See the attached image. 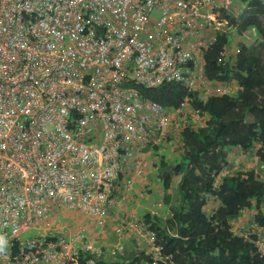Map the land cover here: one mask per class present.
<instances>
[{
  "label": "built area",
  "instance_id": "obj_1",
  "mask_svg": "<svg viewBox=\"0 0 264 264\" xmlns=\"http://www.w3.org/2000/svg\"><path fill=\"white\" fill-rule=\"evenodd\" d=\"M226 1L0 0V264L128 262L127 235L150 264H167L142 217L112 209L148 153L177 147L206 116L137 87L230 92L203 75L204 52L228 25ZM64 210L97 232L112 222L115 239L89 236Z\"/></svg>",
  "mask_w": 264,
  "mask_h": 264
},
{
  "label": "trees",
  "instance_id": "obj_2",
  "mask_svg": "<svg viewBox=\"0 0 264 264\" xmlns=\"http://www.w3.org/2000/svg\"><path fill=\"white\" fill-rule=\"evenodd\" d=\"M220 9L228 21L204 52L203 75L215 84L230 85L228 93L203 94L166 82L137 89L141 97L169 109L188 103L206 116L203 127L187 124L181 133L178 160L162 167L158 178L165 190L174 186L176 202L166 221L145 214L155 244L168 255L167 264H264L255 231L264 229V0H227ZM229 28H232L231 31ZM255 32L250 44L230 49L235 36ZM247 156L236 166L230 152ZM251 156H254L251 158ZM175 182V184H173ZM169 197L165 194L164 203ZM254 203L253 232L232 230L230 220ZM151 255L135 253L128 262L150 264Z\"/></svg>",
  "mask_w": 264,
  "mask_h": 264
},
{
  "label": "crops",
  "instance_id": "obj_3",
  "mask_svg": "<svg viewBox=\"0 0 264 264\" xmlns=\"http://www.w3.org/2000/svg\"><path fill=\"white\" fill-rule=\"evenodd\" d=\"M254 35L256 34L255 32H252ZM252 34V35H253ZM235 35V34H234ZM236 36V35H235ZM247 35H245L246 37ZM235 40V39H234ZM234 40L231 42L230 44V49H232L234 47V45H236L234 43ZM157 149V147H156ZM152 152V151H151ZM150 154L148 153L146 158L148 159V162H150L149 160ZM247 156H245L242 151H238L236 152H230L229 154V158L230 159H234V162L236 164V166H238V164L240 165L241 163H246L247 160L246 159ZM254 156H251V158H253ZM255 158V157H254ZM261 169V173H262V177L264 178V167L259 166ZM158 167L153 168V166L148 163V166L146 168V170L144 171L143 175L136 177L135 181H134V188L132 193L130 194V196H126V199L123 201L119 202V205L114 207L112 209V212L115 213H129V212H133L136 215L143 217L145 214H151L154 209H151V207H146L145 204H143L142 202V198H146L149 195H151V200H153L152 205L154 204V202L157 203L160 202L159 200H161V195L162 193L167 195L169 194V190H165L163 188V186L161 185V182L157 181V175H158ZM152 190V193L150 194ZM143 193V194H142ZM149 200V198H148ZM162 202V200H161ZM172 206V201L168 202V204H165L164 202H162V207L166 208V210H164V212L166 213V215H161L160 213H156L155 215H158V217L164 218L163 220L166 221V218L169 216L170 214V208ZM164 208V209H165ZM261 211L264 214V200L261 203ZM256 212V209L254 207V203L252 204L251 207L249 208H244L242 210H240L239 214L235 217H233L230 222L232 224V230L235 233H239V234H244L247 235V233L253 232L256 228V226L252 224V220H253V216L254 213ZM161 219V221H163ZM109 226H113V230H114V224L112 222H109V224H107L101 231H102V235L106 236L107 234V230L106 228H108ZM257 232V234L259 235V237H262L261 239L264 240V229H260L259 227L255 230ZM127 240H132L134 243V236H126ZM141 249V248H140ZM138 247H137V251H138Z\"/></svg>",
  "mask_w": 264,
  "mask_h": 264
},
{
  "label": "rangeland",
  "instance_id": "obj_4",
  "mask_svg": "<svg viewBox=\"0 0 264 264\" xmlns=\"http://www.w3.org/2000/svg\"><path fill=\"white\" fill-rule=\"evenodd\" d=\"M252 34H253L252 32H249L246 37H245V35L243 37L234 35L235 36L234 43L236 45H238L239 43L250 44L253 39L257 38L256 34L255 35L254 34L252 35ZM236 45H234V47L232 49H234L236 47ZM232 89H235V88H232ZM149 160H150V164L153 166V168L155 167V169H156V167H158V172L162 167L168 169L177 162V160H178V149H177V147H174V145L172 143L161 144L157 147V149H155V151H152L150 153ZM173 184H175V182ZM151 193H152V190H151L150 194ZM167 195L169 197V201L170 202L172 201V204L175 205L176 196H175V190H174L173 185L170 188L169 194H167ZM150 196L151 195H149L146 198H142L143 199L142 203L145 204L146 207H148V208L151 207V209L156 210L161 215H166V213L164 212V210H166V208L164 207L165 208L164 209L162 207V202H164V198H165L164 194L162 193V195H161L162 202H161V200H159L161 203L160 206H157L156 202H154V204L152 205L153 200H151ZM148 198H149V200H148ZM61 215L63 218H66L65 220H67V221L69 219V221L75 222L76 224H82L85 227L86 233L89 236L97 237L99 240H103V242L106 244L113 242V240L115 239V233L113 230V226H109L108 228H106L107 234H106V236H103L102 232H97L96 230H93V228H91V226H90L91 221L89 219L85 218V215L83 213L76 211V210H74V211L64 210L61 213ZM161 219L163 220L164 218H161ZM124 244L126 247V257L130 258L132 255H134L136 253L137 248L134 245L132 240H127L126 238L124 239Z\"/></svg>",
  "mask_w": 264,
  "mask_h": 264
}]
</instances>
